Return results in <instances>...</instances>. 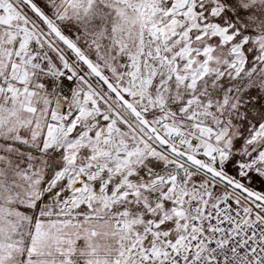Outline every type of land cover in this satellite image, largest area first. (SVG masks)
I'll list each match as a JSON object with an SVG mask.
<instances>
[{
	"label": "snow or ice",
	"instance_id": "6c2138e0",
	"mask_svg": "<svg viewBox=\"0 0 264 264\" xmlns=\"http://www.w3.org/2000/svg\"><path fill=\"white\" fill-rule=\"evenodd\" d=\"M0 264H264V0H0Z\"/></svg>",
	"mask_w": 264,
	"mask_h": 264
}]
</instances>
